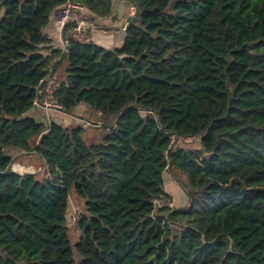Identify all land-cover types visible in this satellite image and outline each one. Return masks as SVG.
Instances as JSON below:
<instances>
[{
	"label": "trees",
	"instance_id": "16d2710c",
	"mask_svg": "<svg viewBox=\"0 0 264 264\" xmlns=\"http://www.w3.org/2000/svg\"><path fill=\"white\" fill-rule=\"evenodd\" d=\"M65 1L0 0V264H264V0H128L138 19L112 50L67 25L51 96L98 115L81 120L100 128L92 142L28 115L62 52L43 29ZM70 1L92 20L111 11ZM10 149L46 175L13 171ZM165 171L185 175L187 206L162 202ZM70 198L84 208L74 247Z\"/></svg>",
	"mask_w": 264,
	"mask_h": 264
},
{
	"label": "crops",
	"instance_id": "0c3cea01",
	"mask_svg": "<svg viewBox=\"0 0 264 264\" xmlns=\"http://www.w3.org/2000/svg\"><path fill=\"white\" fill-rule=\"evenodd\" d=\"M110 3L111 11L108 16L99 17L93 20L91 19L94 22V28L88 30L86 40L87 42H92L108 50L118 48L122 45L126 32V28L123 26L127 18L134 13V6L128 0H110ZM89 17L91 16L89 15ZM43 32L44 35L50 40L49 43L43 45L44 47L50 46L52 48H61L63 50L64 43L62 42L61 37H59L57 28L52 22H50L43 29ZM58 68L54 71L52 77L47 80L48 83L56 85L61 80H64L62 76H60L59 79L55 77V74L58 73ZM59 73L61 74V72ZM28 115L42 122H50L53 120L60 124L62 121L71 122L72 119L75 118H78V121H86L88 120L86 118L90 117L92 119L98 116L96 113L92 114L84 104H79L76 106L75 113L73 115L65 114L58 109L45 108L42 105L34 106L28 112ZM36 156L37 155L35 153H31L29 157L23 156L19 158L18 162H13L14 164L11 166L12 170L19 174L34 173L31 172V170L33 169V161L36 159ZM31 158L32 160H29ZM42 164L44 165L43 161ZM173 188L177 189L175 187ZM165 191L172 197V206L174 205L175 208L182 206L176 205L174 202V197L166 189Z\"/></svg>",
	"mask_w": 264,
	"mask_h": 264
},
{
	"label": "rangeland",
	"instance_id": "374dc122",
	"mask_svg": "<svg viewBox=\"0 0 264 264\" xmlns=\"http://www.w3.org/2000/svg\"><path fill=\"white\" fill-rule=\"evenodd\" d=\"M66 66H67L66 62H62L60 64V66L57 70L58 73L55 74L56 78L59 79V77L62 76L63 79H65L64 70H65ZM59 72H61V74ZM61 124L65 125V126H74L76 124H80V125H82V127H84L86 129V132L84 134V138L87 142L99 140V138H96L95 134L100 130V128H94L91 125H88L89 123L86 124V122H82L81 120L78 121V118L72 119L71 122L62 121ZM183 143L188 144V146H195L198 143V139L196 137L186 138V139L183 138ZM9 153L12 155V157L14 159V161H13L14 163L18 162L19 158H21L23 156L29 157V155L31 154V153L30 154H26V153L21 154V153H19V151L14 150V149H10ZM36 159L33 161V169L31 170V172H34L39 178H42L43 176L46 175L47 168L45 167V165L42 164V160L39 156H36ZM29 160H32V158ZM163 179H164V188L174 197V202L176 203V205H182L180 207L187 206V204H188L187 196L184 193L183 188L180 186V183H183L186 181L185 175H179V173H177L176 171L175 172L165 171L163 173ZM173 187H175L177 189H174ZM170 201H171V206L169 208H175L174 205L172 206V197H171ZM159 202H161V201H159ZM162 202L164 203V201H162ZM70 204L72 206L71 207L72 209H71V213H70L71 216H70V219L68 221L69 223L67 226V228H68L67 233H68V236H69L70 241L72 243V246L74 247L76 242L79 239L80 231L76 227V221L74 220L73 216H74V213H75V215L78 214V216H79L82 212H84V208L79 201H76L73 198L72 199L70 198ZM74 255H75V258H77L75 252H74Z\"/></svg>",
	"mask_w": 264,
	"mask_h": 264
},
{
	"label": "built area",
	"instance_id": "2783aa9c",
	"mask_svg": "<svg viewBox=\"0 0 264 264\" xmlns=\"http://www.w3.org/2000/svg\"><path fill=\"white\" fill-rule=\"evenodd\" d=\"M50 21L55 25L57 28L59 37H61V29L62 27L68 22L72 21L76 24V26H72V30L70 32V37L73 40L84 42L87 40V33L88 30L91 28H94V22L89 17L88 13L86 12V9L70 0H66L63 4L56 7L51 15H50ZM62 39V38H61ZM63 42V41H62ZM54 84L48 83L45 87V98L42 102H35V104L42 105L45 108H51V109H59V106L54 103L52 99V92L55 89ZM88 124V122H86ZM165 205L170 207L171 201L165 200ZM154 205L159 206L160 202L158 199L154 200ZM78 214L75 215L74 213V220L77 221ZM174 229H181L179 227H173Z\"/></svg>",
	"mask_w": 264,
	"mask_h": 264
},
{
	"label": "water",
	"instance_id": "95a60500",
	"mask_svg": "<svg viewBox=\"0 0 264 264\" xmlns=\"http://www.w3.org/2000/svg\"><path fill=\"white\" fill-rule=\"evenodd\" d=\"M133 6H134V13L129 16L124 24V28H126L127 26L133 24L134 22L137 21L138 19V9L136 8L135 6V3L133 2H130ZM67 25H72V26H76V24L72 21H68L61 29V38H62V41L64 43V48L60 54V56L55 59L53 62H52V65L50 66V69L48 71V74L46 76V78L42 81L41 85L42 86L44 83L47 82V80L49 79V77L52 75V73L55 71L57 65L59 64V62L65 57L66 53H67V50H68V45H67V41H66V36H65V28ZM40 93H41V90H38V93H37V99L36 101L37 102H40Z\"/></svg>",
	"mask_w": 264,
	"mask_h": 264
}]
</instances>
